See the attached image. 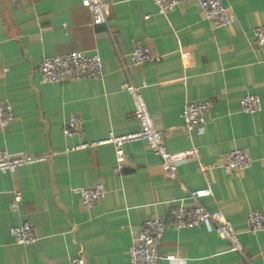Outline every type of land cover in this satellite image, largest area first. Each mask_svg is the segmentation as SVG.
Returning <instances> with one entry per match:
<instances>
[{"label": "crops", "instance_id": "crops-1", "mask_svg": "<svg viewBox=\"0 0 264 264\" xmlns=\"http://www.w3.org/2000/svg\"><path fill=\"white\" fill-rule=\"evenodd\" d=\"M109 2L106 22L94 25L80 0H0V101L12 116L0 129V156L49 155L0 173V264H69L76 254L86 264H128L143 220L194 204L190 191L206 184L212 195L200 203L224 213L244 255L204 226H168L157 264H171L168 255L182 264H264V226L251 233L246 220L251 210L264 215V45L252 32L264 24V0H223L231 21L222 27L204 17L199 0H180L165 15L152 0ZM138 44L150 48L152 59L131 64L129 53ZM76 50L100 55L101 78L40 82L42 60ZM125 82L147 84L143 97L168 151L197 150L177 166V178L165 175L142 141L125 146L129 160L119 170L113 146L98 143L137 128L132 100L121 89ZM248 93L261 103L252 114L240 111ZM197 100L212 106L204 124L188 132L182 110ZM70 116L82 125L66 136L62 127ZM84 143L93 145L68 150ZM235 149H246L252 164L227 174L222 161ZM97 182L105 197L84 207L78 188ZM16 192L21 199L12 206ZM21 222L30 224L35 242H14L9 228Z\"/></svg>", "mask_w": 264, "mask_h": 264}, {"label": "built area", "instance_id": "built-area-1", "mask_svg": "<svg viewBox=\"0 0 264 264\" xmlns=\"http://www.w3.org/2000/svg\"><path fill=\"white\" fill-rule=\"evenodd\" d=\"M15 2H27L29 0H13ZM82 6L91 14V23L100 25L106 22L109 15V0H80ZM159 14H167L178 6L180 0H152ZM199 5L204 17L217 27L226 26L231 18L223 0H199ZM253 38L259 45H264V24L255 26L252 30ZM152 59L150 48L138 44L129 53L131 64H139ZM41 83H57L63 81H76L82 78H101L103 76L102 60L98 53L87 54L76 50L65 54L45 58L38 66ZM147 84L133 85L125 82L121 89L126 91L133 103L132 117L136 120L137 128L124 134L110 133L98 143H109L114 148L115 165L119 170L129 158L125 146L132 142L142 141L150 150L160 158L163 172L169 178H177V166L190 157L197 155L195 148L179 152H170L164 141L163 132L156 126L154 116L149 111L143 97V89ZM240 111L246 114L257 112L260 107V98L255 93H248L240 99ZM208 100L186 102L182 110L183 128L186 131L200 128L206 119V114L211 108ZM12 119L10 105L0 101V129L7 127ZM82 125L81 118L70 116L63 124L62 132L71 136L79 132ZM93 144H78L68 148L75 150L86 148ZM48 154H10L2 152L0 156V173L13 174L24 165H33L44 161ZM252 157L246 149H235L227 152L222 161V168L227 174L240 173L250 167ZM201 172H206L207 167L200 165ZM80 200L84 207H92L106 195V188L101 182L91 186L78 188ZM212 195L208 184L190 191L194 204L174 205L169 209L165 217L150 216L145 218L140 229L135 234L133 242L127 251L128 264H157L163 256L159 247L162 236L168 226L175 229L199 228L204 226L213 231L220 239L224 240L228 248L236 253L244 255V247L238 232L233 224L225 217L221 210H209L200 200ZM21 195L15 193L12 206L20 201ZM248 231L255 233L264 226V215L259 210H251L246 215ZM9 233L17 244H28L36 241L32 227L28 222H21L9 228ZM166 258L171 264H182L178 255H168ZM69 264H86L81 254L72 256Z\"/></svg>", "mask_w": 264, "mask_h": 264}]
</instances>
